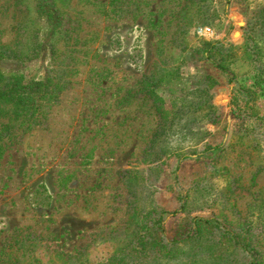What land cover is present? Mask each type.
Returning a JSON list of instances; mask_svg holds the SVG:
<instances>
[{
	"label": "rangeland",
	"instance_id": "374dc122",
	"mask_svg": "<svg viewBox=\"0 0 264 264\" xmlns=\"http://www.w3.org/2000/svg\"><path fill=\"white\" fill-rule=\"evenodd\" d=\"M41 2L0 0V87L47 73L62 85L33 118L0 116V264L101 263L161 215L169 240L184 217H213L252 237L264 264V0H53L55 29ZM217 42L229 72L203 59ZM205 242L141 264L246 258Z\"/></svg>",
	"mask_w": 264,
	"mask_h": 264
},
{
	"label": "trees",
	"instance_id": "16d2710c",
	"mask_svg": "<svg viewBox=\"0 0 264 264\" xmlns=\"http://www.w3.org/2000/svg\"><path fill=\"white\" fill-rule=\"evenodd\" d=\"M39 8L52 29L60 26L61 19L53 0H42ZM227 51L228 47L223 43H207V54L206 56L203 55V59L211 61L217 69L223 72H229L228 66L225 63ZM142 82V92L150 96L154 102H158L160 97L155 90L156 82H150L147 76L143 77ZM201 82L204 83L206 87L204 92L213 96L215 89L219 85L218 79L213 74L203 72ZM61 89V83L54 80L53 76L49 73H47L45 78L41 81L33 80L29 82H23V77L21 75H13L9 77L7 83L3 87H0V116L13 112L17 115H26L27 117L33 118L35 115L43 112L45 108L48 109L50 107V103L57 98ZM213 112H215L214 108ZM220 115L221 113L218 110L216 124L218 123V117H220ZM209 128L210 127H207L205 130H201L205 134V131L210 132V130H208ZM167 139L168 138L164 137L163 143L167 149L168 155L177 154L180 151L179 147L174 143H169ZM212 149L213 147L207 145L206 152ZM172 190H174V188ZM181 208V212H188L186 205L183 203ZM161 213L164 214V212ZM147 214L148 215L145 217L149 216L150 213ZM161 218L162 215L158 217V219L153 218L151 225L141 220L140 225H138L139 233L136 239H134L130 247L127 248L124 253L120 255H111L105 261L96 264H141L142 261L162 252L171 244H179L181 242L201 244L202 241H206L205 243L211 248L210 250L215 248V244L208 243V241L216 242L218 245L228 242V245L230 243L237 248L238 246L242 247L247 253L242 264H256L258 260L260 253L255 249L252 237L245 234L242 236L240 231L227 227L224 223L218 222L213 217H184L182 221L177 224L173 237L170 240L166 239L164 226L160 221ZM217 229L221 231L219 235H216L215 231ZM215 238H217V240ZM240 238H243V242H245L247 246L239 243ZM226 249H231L230 245L222 251H227Z\"/></svg>",
	"mask_w": 264,
	"mask_h": 264
}]
</instances>
